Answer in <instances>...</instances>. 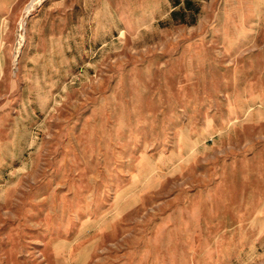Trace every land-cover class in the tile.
Returning a JSON list of instances; mask_svg holds the SVG:
<instances>
[{
  "label": "rangeland",
  "instance_id": "374dc122",
  "mask_svg": "<svg viewBox=\"0 0 264 264\" xmlns=\"http://www.w3.org/2000/svg\"><path fill=\"white\" fill-rule=\"evenodd\" d=\"M0 264H264V0H0Z\"/></svg>",
  "mask_w": 264,
  "mask_h": 264
},
{
  "label": "trees",
  "instance_id": "16d2710c",
  "mask_svg": "<svg viewBox=\"0 0 264 264\" xmlns=\"http://www.w3.org/2000/svg\"><path fill=\"white\" fill-rule=\"evenodd\" d=\"M174 1L178 4V1H179V0H174Z\"/></svg>",
  "mask_w": 264,
  "mask_h": 264
}]
</instances>
